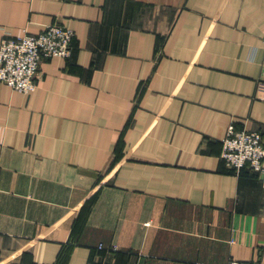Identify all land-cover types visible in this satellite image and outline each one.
I'll return each instance as SVG.
<instances>
[{"label":"crops","instance_id":"1","mask_svg":"<svg viewBox=\"0 0 264 264\" xmlns=\"http://www.w3.org/2000/svg\"><path fill=\"white\" fill-rule=\"evenodd\" d=\"M55 23L73 56L0 82V264H264L262 176L221 157L264 142V0H0V43Z\"/></svg>","mask_w":264,"mask_h":264},{"label":"built area","instance_id":"2","mask_svg":"<svg viewBox=\"0 0 264 264\" xmlns=\"http://www.w3.org/2000/svg\"><path fill=\"white\" fill-rule=\"evenodd\" d=\"M74 38V31L60 24L48 25L38 35L26 33L20 37L5 38L0 43V82L23 94L34 92L41 62L56 57L71 58ZM221 157L228 168L237 173L250 167L262 176L264 183V142L261 132L237 131L232 122L223 140ZM103 248V245L99 246V249ZM229 264L256 263L232 260Z\"/></svg>","mask_w":264,"mask_h":264},{"label":"rangeland","instance_id":"3","mask_svg":"<svg viewBox=\"0 0 264 264\" xmlns=\"http://www.w3.org/2000/svg\"><path fill=\"white\" fill-rule=\"evenodd\" d=\"M56 24V23H55ZM63 26V25H62ZM46 29V28H45ZM74 41V40H73ZM73 56V55H72ZM65 59V58H64ZM47 60H50V59H47ZM44 61V60H43ZM256 264H258L256 261H254Z\"/></svg>","mask_w":264,"mask_h":264}]
</instances>
